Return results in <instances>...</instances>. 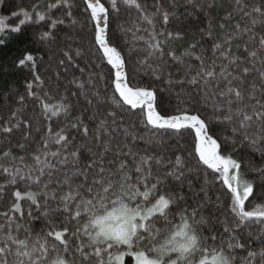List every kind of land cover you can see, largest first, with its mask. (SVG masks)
Masks as SVG:
<instances>
[{"label": "snow or ice", "instance_id": "1", "mask_svg": "<svg viewBox=\"0 0 264 264\" xmlns=\"http://www.w3.org/2000/svg\"><path fill=\"white\" fill-rule=\"evenodd\" d=\"M10 17L0 49L65 35L47 80L26 53L25 91L0 97V264H264V0Z\"/></svg>", "mask_w": 264, "mask_h": 264}, {"label": "trees", "instance_id": "2", "mask_svg": "<svg viewBox=\"0 0 264 264\" xmlns=\"http://www.w3.org/2000/svg\"><path fill=\"white\" fill-rule=\"evenodd\" d=\"M23 2L28 4L31 0H3V3H0V15L9 17L8 23L10 25H15L17 21L10 17L11 12L15 9L16 4ZM78 4H81V0H77ZM220 15H223V10ZM236 19H239L237 17ZM218 20V18H217ZM28 35L26 37H21L20 40L12 43L8 48L0 49V97H3V93L6 92L9 88L18 89L21 93L25 91L26 80L32 79L31 71L29 67L15 68L13 67V60L21 58L26 53H31L37 58V67L38 72L42 77L47 80L48 75L51 70L49 66V55L51 50H56L58 47L64 46V35L65 31L61 29L56 34L55 41H49L47 43H41L34 36H32L33 28L27 29ZM217 32L219 29L217 27ZM39 35V31L36 33ZM199 39V33H189L186 37V41L179 42L180 44H186L192 39ZM236 43L242 44V41H237ZM183 48H180L182 51ZM233 52H236L235 43L233 45ZM40 57H43V60H40ZM48 70V72H46ZM10 99V97L8 98ZM0 102H3V99H0ZM175 103V101H173ZM187 137V133H185ZM79 136L77 141L79 142ZM31 163V160L28 161ZM40 225L37 224V228Z\"/></svg>", "mask_w": 264, "mask_h": 264}]
</instances>
